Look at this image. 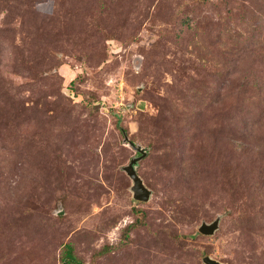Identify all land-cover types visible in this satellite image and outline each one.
<instances>
[{"label": "rangeland", "instance_id": "1", "mask_svg": "<svg viewBox=\"0 0 264 264\" xmlns=\"http://www.w3.org/2000/svg\"><path fill=\"white\" fill-rule=\"evenodd\" d=\"M67 245L264 264V0H0V264Z\"/></svg>", "mask_w": 264, "mask_h": 264}, {"label": "water", "instance_id": "2", "mask_svg": "<svg viewBox=\"0 0 264 264\" xmlns=\"http://www.w3.org/2000/svg\"><path fill=\"white\" fill-rule=\"evenodd\" d=\"M132 147L136 149L137 152L141 154V156L136 157L131 160L129 165L125 167V171L129 175L130 179L132 180V187L131 190L133 192V197L137 201L141 202H148L151 198V190L145 185L144 180L142 177L138 174L137 172V165L140 160L145 158L147 155V152L138 146H136L134 143H131ZM219 228V220H216L210 224L208 223H203L199 229L200 233L204 235H213L216 230ZM204 263L205 264H224L221 263L209 256L204 258Z\"/></svg>", "mask_w": 264, "mask_h": 264}, {"label": "trees", "instance_id": "3", "mask_svg": "<svg viewBox=\"0 0 264 264\" xmlns=\"http://www.w3.org/2000/svg\"><path fill=\"white\" fill-rule=\"evenodd\" d=\"M122 132H125V130H122ZM64 264H76L78 263L74 253H73V247L71 245H67L65 247L64 251Z\"/></svg>", "mask_w": 264, "mask_h": 264}]
</instances>
